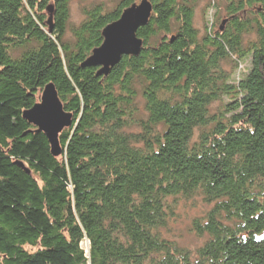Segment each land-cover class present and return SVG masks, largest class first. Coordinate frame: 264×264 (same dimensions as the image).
<instances>
[{
	"label": "trees",
	"instance_id": "trees-1",
	"mask_svg": "<svg viewBox=\"0 0 264 264\" xmlns=\"http://www.w3.org/2000/svg\"><path fill=\"white\" fill-rule=\"evenodd\" d=\"M70 1L0 0V264H264V0H224L203 33L199 0H148L106 75L84 63L140 0L83 9L67 39ZM48 84L58 155L23 118ZM187 203L193 254L164 236Z\"/></svg>",
	"mask_w": 264,
	"mask_h": 264
},
{
	"label": "water",
	"instance_id": "water-1",
	"mask_svg": "<svg viewBox=\"0 0 264 264\" xmlns=\"http://www.w3.org/2000/svg\"><path fill=\"white\" fill-rule=\"evenodd\" d=\"M47 11L51 13V7H48ZM151 12L152 6L148 0H141L124 9L118 20L104 27L101 45L92 51L84 64L99 67L98 74L106 75L122 56L138 55L142 41L136 37V31L147 24ZM23 118L44 133L51 153L58 155L60 150L57 135L70 125V116L64 113L52 84L45 86L39 102L25 111Z\"/></svg>",
	"mask_w": 264,
	"mask_h": 264
},
{
	"label": "rangeland",
	"instance_id": "rangeland-1",
	"mask_svg": "<svg viewBox=\"0 0 264 264\" xmlns=\"http://www.w3.org/2000/svg\"><path fill=\"white\" fill-rule=\"evenodd\" d=\"M119 1L120 0H71L69 5V20L66 30L67 39H71L72 37L71 30L84 20V14L82 12L83 9H88L95 4H101L105 12L111 13L118 5ZM224 4V0H199V3L194 11L193 24L200 31V33H203L205 24L209 23V18L214 12L213 6L217 5L221 10L223 9ZM46 14L50 15L47 10ZM48 22H50V20ZM217 25H219V18H217L216 28ZM236 65L237 68L235 71L233 69L234 66H232V68H230L231 65L224 67L230 72H233V77L238 79L241 75H245V73H247L249 70L250 58L247 57L245 59L239 60ZM218 106L219 103L215 102L211 105V109L215 110ZM195 205L196 204L194 203H187L185 206L182 204V206L178 208L175 218L168 223L167 228L164 230V236L166 240L176 243L178 246L184 248L192 254L204 242V239L197 238L195 235H193V233L190 232V220L192 215L200 214L202 210L201 206ZM185 209L186 211H184Z\"/></svg>",
	"mask_w": 264,
	"mask_h": 264
}]
</instances>
